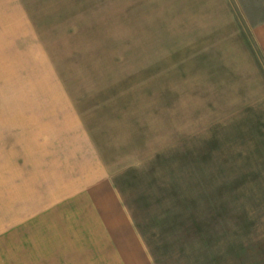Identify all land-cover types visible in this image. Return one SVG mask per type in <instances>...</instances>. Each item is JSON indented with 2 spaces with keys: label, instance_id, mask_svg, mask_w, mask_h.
I'll return each mask as SVG.
<instances>
[{
  "label": "rangeland",
  "instance_id": "rangeland-1",
  "mask_svg": "<svg viewBox=\"0 0 264 264\" xmlns=\"http://www.w3.org/2000/svg\"><path fill=\"white\" fill-rule=\"evenodd\" d=\"M0 4V31L32 30L46 47L0 50V123L26 122L32 100L69 97L76 116L97 122L153 264H264V56L254 37L264 0ZM40 222L42 237L61 227ZM10 249L5 264H38L33 248ZM82 249L38 257L130 264Z\"/></svg>",
  "mask_w": 264,
  "mask_h": 264
},
{
  "label": "crops",
  "instance_id": "crops-1",
  "mask_svg": "<svg viewBox=\"0 0 264 264\" xmlns=\"http://www.w3.org/2000/svg\"><path fill=\"white\" fill-rule=\"evenodd\" d=\"M8 11L6 23L14 19ZM23 30L0 31V50L46 48L40 35ZM254 37L264 56V26ZM51 97L43 100L49 103L44 107L32 100L26 122L16 124L13 118L8 126L0 123V264L8 262L10 247L22 249L20 255L33 248L34 261L41 264V248L51 257L58 246H81L83 255L105 260L122 262L126 255L130 264H153L115 183L118 170L101 149L97 122L76 116L69 97ZM42 216L61 226L60 242L55 227L46 228L42 237Z\"/></svg>",
  "mask_w": 264,
  "mask_h": 264
}]
</instances>
